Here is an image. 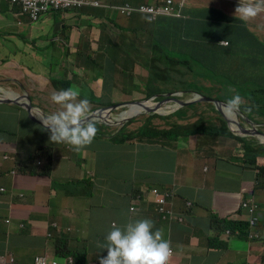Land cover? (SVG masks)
Wrapping results in <instances>:
<instances>
[{"label":"clouds","instance_id":"9594fccd","mask_svg":"<svg viewBox=\"0 0 264 264\" xmlns=\"http://www.w3.org/2000/svg\"><path fill=\"white\" fill-rule=\"evenodd\" d=\"M0 2L9 7V13L20 29L42 28L46 25L52 28L55 22L56 28L61 29L60 32L32 39L33 42H38L40 38H56L49 42L50 48L59 49L63 42L76 41V34L81 33L83 26L89 28L92 33L107 32L108 36L114 39L110 66L112 74L116 71L117 46L126 41L133 32L138 34L153 31V48L151 49V44L145 42V54L139 52L138 57L128 54L125 71L123 67L119 72L123 80H120L118 85L126 88V91H137L135 87L142 85L149 76L147 61L160 55L162 49L167 50L169 56L173 58L167 67L168 81L156 83V87L165 93L150 98L144 96L133 98L134 93L127 96L120 94V104L114 102L112 98V92H118V88L110 92L91 87L94 89L92 92L89 86L81 85V82H86L83 80L86 78V70L81 67L72 73L66 66L69 60L75 65L79 64L72 51L62 54L55 62H47L42 67L43 71L29 72L28 77L22 74L21 79L10 78L6 73L8 70L1 71L8 66L4 67L5 64L0 63V74L8 76L7 83L4 86L0 84L2 148L0 161L7 164L5 170L0 168V178L28 179L34 185L26 189L27 194L11 190L12 196L25 198L27 204L33 205L41 194L40 187L43 181L39 178L44 179L49 175L52 199L66 197L75 208L88 210L95 205L90 194L84 193L70 198L69 189L82 188L84 184L90 183L85 180V174L90 173L93 177L95 174L87 169L93 159L88 150L101 142L111 144L120 152L137 151L141 146L147 149L145 145L157 146L159 149H154L156 153L164 152L161 168L171 166L170 184L146 181V186L142 190L132 193L130 186L125 185L123 180L106 172L104 177L107 180L125 185V188L129 189L126 216L120 220L121 223H118L114 213L112 223L106 230L101 226L90 225L86 235L77 239L61 236L58 241H54L50 235L46 239H38L27 247L30 258L32 257L30 251L35 250L34 248L41 251L33 255L31 264H89L94 255H99L98 264H188L189 254L180 255L171 239L175 227L183 226L187 222L195 206L191 200L184 199V210L175 209L177 193L173 173L176 155L165 148L179 141L187 143L196 138L208 144L221 139H234L238 152L231 159H226L225 163L231 162L244 174L253 173L258 182L256 187H261L262 190L259 192L264 193V118L257 116L251 108H264V69L259 70L264 67V57L247 47L260 40V35L253 29L249 30V37L238 50L240 57L232 51L230 41L212 40L210 30H207L204 34L207 40L223 49L221 53L203 52L204 56L201 55L196 64L185 60L182 55L186 53L184 48L196 42L194 37L196 18L190 6L191 0H147L140 5L133 0H0ZM261 11L264 13V0H238L235 12L226 18L227 25L247 27L249 21ZM137 12L142 13L145 20H137ZM178 21L188 22L182 32L174 26V22ZM210 23H207L208 29L212 27ZM137 24L141 26L135 28ZM242 35L243 33L239 36V42ZM178 37L185 42L180 44ZM176 46L179 54L175 53ZM16 53L18 52L13 54ZM63 59L66 62L62 61ZM91 62L99 64L94 59ZM137 68L144 71L146 77L134 86L132 78L136 77ZM199 69L207 72L201 75ZM62 74L66 75V79L61 77ZM112 80L113 77L111 83ZM249 80H259L262 85L248 87L246 82ZM236 87L243 88L249 95L250 99L245 97L243 106L239 93H234L228 99L224 98L230 88ZM94 97L97 99H93ZM126 101L130 103V107L127 111L119 113L117 121L122 122L145 114L147 119L140 128L142 129L151 119L153 126L151 133L145 135L140 128L128 130L127 126L131 125L133 120L113 131V127L109 125L115 120L112 116L119 108L117 105L124 107ZM132 105L140 107L141 112L125 117ZM202 108H205L207 114L198 115L192 122L187 123L192 119L188 112L191 110L197 112ZM173 117L178 121L172 122L171 125L167 124L165 128L155 125L156 119L166 121ZM175 125L197 126L200 131L197 133L182 131L177 137L163 135ZM139 129V138L127 139L128 133ZM45 153L54 158L52 169L47 172L43 168H32L30 163L32 161L41 163ZM124 161L131 160L125 158ZM62 162L71 167L63 177L60 176L59 170ZM79 168L84 172L81 177ZM109 176L113 179H108ZM54 186L59 187L57 192L54 191ZM52 191L55 195H52ZM5 192L7 190L1 187L0 193ZM260 198L253 192L242 196L237 210L222 221L227 237L248 238L251 242L264 240L262 231L264 202ZM96 209L94 207L93 210ZM225 221H234L239 227L231 231L232 228ZM53 226L57 227L55 224ZM5 233L3 232L0 241L1 249L8 246V241L4 238ZM187 250L189 253V248ZM174 256L177 259L171 262ZM0 264H17V261L12 253L6 251L0 256Z\"/></svg>","mask_w":264,"mask_h":264},{"label":"crops","instance_id":"0c3cea01","mask_svg":"<svg viewBox=\"0 0 264 264\" xmlns=\"http://www.w3.org/2000/svg\"><path fill=\"white\" fill-rule=\"evenodd\" d=\"M133 2L136 1L133 0ZM190 6L196 18L194 28L196 42L194 45L197 52H222V47L211 44L205 37V32L210 30L212 40L230 41L232 51L240 57L241 54L238 53V50L249 37V30L253 29L260 35V40L247 47L254 49L257 55L264 57L263 11L250 20L247 27L242 25L230 27L227 25L226 18L235 12L236 0H191ZM208 22H211L212 25L209 29L207 28ZM187 23L178 21L174 22V26L182 32ZM225 26L223 39L220 35ZM60 30L56 28L55 22L52 28L50 25H46L42 28L20 29L15 19L10 15L9 7L0 2V63H4V67H9L6 72L9 77L19 78L22 74L28 77L27 73L29 72L43 71L42 67L47 62H55L62 54L72 51L79 64L75 65L72 60H69L66 66L72 73L81 67L86 70L87 80L84 87H100L101 90L110 92L118 88L119 90L115 94L124 96L135 93V91H126V88L117 86L110 81L115 74L110 73L113 54L112 41L114 39L110 38L107 32L92 33L89 28L83 26L81 33L76 34V41L63 42L59 49L49 47V42L56 38H40L38 42L32 41L42 35L52 36ZM241 33L243 35L239 42ZM79 40L83 41L78 42ZM16 51L18 53L13 54ZM135 52L145 54V42H141ZM27 58L28 62L25 64ZM144 58H147L146 55ZM93 59L99 64H93L91 62ZM62 61L66 62L65 59ZM136 74V77L132 78L134 86L141 83L146 77V73L144 71L139 73L138 68ZM61 77L66 79L64 74ZM145 146L147 149H143L141 146L140 150L134 152L131 158L129 157V160L134 161L135 164L133 171L145 175L150 183L170 184L172 181L171 166L161 168L164 152L156 153L154 149H159V147L154 145ZM0 150H2L1 147ZM165 150L172 151L176 155L173 173L174 187L177 193L175 209L177 211L184 210V199L191 200L195 205L187 222L183 226H176L172 232L171 239L178 248L179 254L182 256L189 254L188 264H264L262 253L264 252V240L251 242L248 238L227 237L226 228H223V219L237 210L244 194L258 193L259 190H262L261 187H256L258 182L253 173L244 174L231 162L225 163L226 159H231L238 152L235 140L221 139L205 144L194 138L187 143L179 141L169 145ZM88 152L93 157L87 166L90 172L99 173L102 176L107 172V174L122 180L124 169L129 163L124 161L127 158L125 154L129 151L120 152L111 144L101 142L93 145ZM129 164L133 165L132 162ZM0 168L5 170L7 164L0 161ZM69 169L71 167L62 162L59 167L60 176L63 177ZM48 178H50L49 175L44 179L39 178L43 181L42 187H40L41 194L35 199L33 205L27 204L25 198L19 199L10 193L13 190L15 193L25 192L27 194L26 189L34 187L31 180L16 177L13 180L0 178V188L4 187L7 190L5 193H0V241L3 232H6L4 238L8 241L7 248H0V256L8 251L15 256L17 264H29L30 257L27 247L38 239H46L48 235L54 241H58L61 236H71L77 239L86 235L90 225L101 226L104 230L110 227L114 216L113 211L102 210L101 207H96L97 209L93 210L95 205L88 210H79L73 205L71 206L66 197L52 199ZM107 181V187L105 186L103 191L98 189L95 194L91 193V184L88 183L84 184L82 188L69 189V197L89 193L94 203L98 202L96 195L101 192L114 195V197L108 195L109 202L115 201L116 197L121 195L128 198V188H123L115 181ZM129 186L132 193L142 190L146 183H143L141 187L132 188L130 184ZM260 200L264 202V195ZM85 212L88 213L87 219L78 226L76 222ZM54 224L57 227H54ZM262 231H264V226H262ZM241 234L244 235V233ZM214 237H217L216 241L211 240Z\"/></svg>","mask_w":264,"mask_h":264},{"label":"trees","instance_id":"16d2710c","mask_svg":"<svg viewBox=\"0 0 264 264\" xmlns=\"http://www.w3.org/2000/svg\"><path fill=\"white\" fill-rule=\"evenodd\" d=\"M236 2H238V0H236ZM225 28H226V26L224 27V30H223V32H221L220 36L225 35ZM178 39L180 40V44H183L185 42L183 39H181L179 37H178ZM177 49H178V46L175 47V53L179 54L180 52ZM184 51L186 53H182L183 58L185 60H189V62H194L196 64H198L201 55L204 56L203 51L197 52L195 45H191L189 47L184 48ZM172 59L173 58H171L169 56L168 51L162 49V52L160 55H157L153 59L147 61L146 66L149 69V76L143 82L142 85H140L139 87H135L137 91L133 94V98H140L142 96H144V98H150L153 95L165 93L161 88L156 87V83L161 84V83L168 81L167 67H168L169 62ZM206 72H204L202 69H199V73L201 75H205ZM234 93H239L241 95L242 106L245 103L244 102L245 97L247 99H250L247 91L244 92L243 88H241V87L230 88L228 94L224 98L228 99ZM251 108L257 116L264 118V108H261V109H257L254 107H251ZM245 109L246 108H244V110ZM188 126L189 125H187V126L175 125L172 127V129L169 132H167L163 135H165V136L173 135L174 137H177L182 131H189L191 133H197L200 131L197 126H192V127H188ZM140 129L138 131L128 133L127 139L133 140V139L139 138ZM141 130L145 133V135L152 132L153 126L151 124V119L148 120V122L143 126V128ZM125 141L126 140H124V142ZM134 152H136V151L127 152L125 154L127 156L126 159H129V157L131 158L134 155ZM263 153H264V149H263ZM131 162L133 163V165H129L127 167L126 172H125V174L128 175L129 177H131V174H132L134 166H135L134 161H129V163H131ZM135 174L138 177V179H140V180H136L135 183L130 181V185L132 188L137 187V184L139 182L145 183L148 179L145 175H142L140 172H137ZM143 181H145V182H143ZM107 182L108 181L104 176L100 175L99 173H95L93 182H90V184H91L90 185V192L95 194L98 189L103 191L105 189ZM108 195L114 197L113 194H108V193L103 194L102 192L100 194L96 195V199L98 200V202L95 203V207H101L102 210L104 209V210L113 211L115 213L116 220L118 221V223H121L120 220L124 219L126 216L127 199L128 198H127V196L121 195V196H117L115 201L109 202L107 200L109 198ZM225 222L227 223L228 226H230V228H232L231 231H234L235 228L239 227L236 224V222H234V221H225Z\"/></svg>","mask_w":264,"mask_h":264},{"label":"rangeland","instance_id":"374dc122","mask_svg":"<svg viewBox=\"0 0 264 264\" xmlns=\"http://www.w3.org/2000/svg\"><path fill=\"white\" fill-rule=\"evenodd\" d=\"M136 2H138V5H140L141 3H143L144 1H147V0H135ZM137 16H138V19L137 20H145V17L143 16L142 13L140 12H137ZM137 26H141V24H137L135 27ZM144 38L146 40H144ZM154 37H153V31H148L146 33H142L140 32V34H136L135 32H133L132 34H130V37L128 39H126V41L122 42L120 45L117 46L116 48V53L118 54V58H117V61L115 62V74H114V78L112 80V83L115 84V85H118V82L120 80H123V77L121 76V74L119 73L122 68L124 67V71H125V61H126V57L128 54H134V56L138 57L139 54L135 52V49L136 47L141 43V42H147L149 44H151V49L153 48L154 46ZM9 67L7 68H2L1 71H7ZM263 68H259V70L261 71ZM142 70L139 71V73H141ZM21 79V77H19ZM7 79H8V76L7 74H0V84L1 86H4L6 83H7ZM83 80H87V78H83ZM84 82H81V85L84 86ZM246 85L248 87H259L261 86V82L259 80H249L246 82ZM97 89H100V87H96ZM90 90L92 92H94V89H92L90 87ZM112 98H113V101L114 102H117V104H120L119 101L121 99L120 97V94H115V92H112ZM130 98V96H128V99ZM93 99H97V97H94ZM127 103L124 105V107H122L121 105H117V107H119L117 109V111L114 112V115L112 116L113 119H115L113 121L112 124H109L111 126V128L113 127V131L115 130H118L121 126H124L128 123V121L130 120H133L134 122L131 124V125H128L127 128L128 130H131V129H135L137 130L138 128H140L142 126V123L146 121L147 119V115H139L137 116L136 118L134 119H130V120H125V121H122V122H119L117 121L118 120V115L119 113L123 112V111H127L130 107V103L128 101H126ZM121 106V107H120ZM100 111V110H97V112ZM171 111H169L170 113ZM103 114V112H102ZM206 111H205V108H202V109H199L197 112H195L194 110H191L188 112V115L192 117V119L190 121H187V123L189 122H192L198 115H206ZM178 121L177 118L173 117V118H170L169 120H159V119H156L155 120V124L156 126L158 127H161V128H165L167 127L168 125L167 124H172V122H176ZM44 160L41 162V163H37V162H34L32 161L30 163V166L32 168H43L44 170H46L47 172H49L52 167H53V164H52V161H53V156L52 155H48L47 153H45V156L43 157ZM130 164L128 163L127 166H126V169H124V173L122 175V180L124 181L125 185H129L130 184V181H132L133 183L136 182V180H140L138 179V177L136 176L135 172L133 171L132 174H131V177H129L128 175L125 174L126 170H127V167L129 166ZM79 177H81L83 175V170L82 168H79ZM93 174V172H91ZM108 179H113V177L109 176ZM85 180L87 182H93L94 180V177L93 175H91L90 173H86L85 174ZM145 182V181H143ZM147 183V182H145ZM143 183H138L137 184V187H141ZM125 185H123V188L125 187ZM54 191L57 192L58 191V187L57 186H54ZM54 191H52V195H55ZM264 193L262 192H258L256 193V196L257 197H261L263 196ZM70 205L72 206L73 203H70ZM87 216H88V213L85 212L81 218H79L76 222V224L78 226H80L86 219H87ZM50 219V218H49ZM234 237V236H233ZM212 241H216L217 240V237H214V238H211ZM220 244V242H219ZM35 250H32L30 251V253L32 254V257L29 259L28 263L31 264L32 261H33V255L34 254H39L41 251L38 250V248H34ZM263 255H264V252H262ZM77 259L80 261V262H83L79 257H77ZM174 259H177L176 256H174L172 259H171V262L174 260ZM99 263V255H94L93 258L91 259L90 263L89 264H98Z\"/></svg>","mask_w":264,"mask_h":264},{"label":"bare ground","instance_id":"6f19581e","mask_svg":"<svg viewBox=\"0 0 264 264\" xmlns=\"http://www.w3.org/2000/svg\"><path fill=\"white\" fill-rule=\"evenodd\" d=\"M141 108L135 105L131 106V109L124 115L125 117H131L134 113L141 112Z\"/></svg>","mask_w":264,"mask_h":264},{"label":"water","instance_id":"95a60500","mask_svg":"<svg viewBox=\"0 0 264 264\" xmlns=\"http://www.w3.org/2000/svg\"><path fill=\"white\" fill-rule=\"evenodd\" d=\"M139 105H144L143 103H139Z\"/></svg>","mask_w":264,"mask_h":264}]
</instances>
